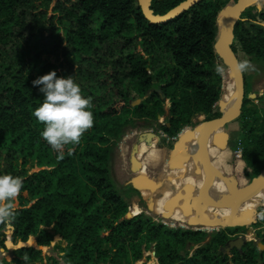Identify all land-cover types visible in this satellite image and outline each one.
Wrapping results in <instances>:
<instances>
[{
  "label": "trees",
  "instance_id": "1",
  "mask_svg": "<svg viewBox=\"0 0 264 264\" xmlns=\"http://www.w3.org/2000/svg\"><path fill=\"white\" fill-rule=\"evenodd\" d=\"M184 1L151 0L148 11L163 16ZM231 1L237 2L200 0L159 23L144 15L138 0H0V172L23 180L14 241L35 237V245L45 247L61 236L66 246L47 264H135L153 244L158 264H264V251L252 242L225 252L230 235L244 227L208 233L167 228L143 213L127 217L130 205L110 176L118 143L137 122L155 124L166 115L161 130L175 138L196 124L195 115L221 116L216 106L225 64L215 44L220 14ZM261 22L262 6L247 7L231 44L257 67H264ZM52 69L74 76L91 98L94 118L78 144L60 150L62 158L41 137L43 124L33 115L43 94L32 80ZM126 83L141 100L136 106ZM246 102L238 138L248 137L244 160L255 178L264 169V108H246ZM34 167L39 170L30 173ZM13 253L26 261L42 254L34 246Z\"/></svg>",
  "mask_w": 264,
  "mask_h": 264
},
{
  "label": "rangeland",
  "instance_id": "2",
  "mask_svg": "<svg viewBox=\"0 0 264 264\" xmlns=\"http://www.w3.org/2000/svg\"><path fill=\"white\" fill-rule=\"evenodd\" d=\"M232 4L233 2L231 1L229 2L228 5H232ZM255 4H259L260 6H262V9H264V0H258ZM51 14L52 12L50 9L48 11V15L50 16ZM236 55L238 56L239 62L245 61V60L248 61L247 58L242 53H237ZM221 73H222V78H223L221 82L222 94H223V91L225 89V83L226 82L232 83L233 78L227 66H225L222 69ZM242 74L244 78L245 99H247L246 108L251 107V106H258L260 108H264V67H257V66L249 64L248 69L246 71H243ZM160 81L162 82V80ZM126 87L130 91L131 96L134 99L135 98L137 99V95L133 92V90L130 89V83H126ZM164 105H165L166 111H168V108L170 106L169 101H165ZM225 105L231 107L226 102H225ZM216 109H218L217 106H216ZM129 119H130V115H127L124 118V120H129ZM237 119L230 122L227 126L223 128L224 131L230 133V141L228 144V148L225 151L223 152L220 151V152L222 153V155H226L225 160H224V167L221 168L222 178L226 180H228L229 178H234L235 181L237 182V187L239 189L242 183L249 185L250 181L253 178L251 177L252 169L250 168V166L246 164L244 160L245 155L249 154L246 151V147L248 144V137L245 134L238 138V134L240 131V122L237 121ZM252 120L253 118L250 116L246 119V121L248 122L247 124L248 126H250V124L252 123ZM166 121H167V116L165 115V116L159 117L155 124H143L142 122H137V126L135 125V127L134 126L128 127L126 134L124 135L122 140L118 143L117 151L112 159V166L110 167V176H111V180L113 182L114 187L118 190L122 198L126 200L127 203L130 205L129 213L131 216H135L139 213H143L145 216L151 217L155 222H158L167 228L188 229V226L186 227V226L180 225V223H182L183 220L181 219V217L178 215V212H177V210H179V206L173 209L174 214H177V216H172L171 218L172 221L165 219L163 218V216L157 215L156 212L154 213L149 212L141 195L131 191L129 188V185L127 184V182L133 176V173L130 170V156H131L132 148L135 144L139 143V138L141 134L152 133V134L160 136V138L163 140V143H164L163 147L166 149L165 156L168 157L169 150L174 145V142L178 138V135L180 133H182L183 131L186 132L188 129L194 130L195 127H197L198 125L204 124L207 122L204 115H195L194 121L196 122V124L193 125V127L185 126L184 128L181 129V131L178 133V135L175 138H170L161 130V127L164 124L168 125ZM247 125L246 127H248ZM216 133L211 134L210 138L211 137L213 138V135ZM140 146L142 148L140 149L138 147L139 151L137 152V155L140 161L144 163L146 161L145 157L141 159V156L144 152V148L142 145ZM237 161H241L242 163V167L239 169L236 168ZM144 166L146 168L145 170L147 174H149L150 177L154 179L164 178L162 177V174L157 167L150 166L149 164L145 165V163H144ZM38 170H39L38 167H34L33 169L30 170V173L36 172ZM159 193L156 195V198L159 196ZM262 202L263 203L258 202V204L248 208V209H254L252 216L243 226L246 230L248 229L250 230V233L246 234V240H248V242L255 243L256 242L255 240L259 241L260 240L259 238L261 237V235L264 234V220H260L256 216V211L261 208H264V199L262 200ZM183 217L188 218L192 216L190 214L188 216H183ZM214 227H212L211 229H204L201 231H206L208 233H211V232L225 229V227H222V226H219L216 228ZM46 229L48 231H51V227L46 228ZM12 232L13 230L11 228L9 229V228L3 227L0 230V264L2 260H6L10 264H17L18 263L17 260L19 261L22 260L21 261L22 264H47L49 262V258L54 257V258L59 259L62 249L66 246V242L59 235H54L53 240L50 243V245L45 246V247H37L35 245V237H30L27 240L30 242L29 246H34L36 249H40L42 254H41V257L36 260L26 261L13 253L14 250L18 249V246H19L18 244L21 241L22 242L24 241L20 239L14 241L13 238L11 237ZM253 233H257L258 238L255 239L253 237ZM190 254H192V252ZM263 258H264V254H263ZM135 264H158L154 244L150 247L149 250L144 251L142 259L137 261Z\"/></svg>",
  "mask_w": 264,
  "mask_h": 264
},
{
  "label": "water",
  "instance_id": "3",
  "mask_svg": "<svg viewBox=\"0 0 264 264\" xmlns=\"http://www.w3.org/2000/svg\"><path fill=\"white\" fill-rule=\"evenodd\" d=\"M140 3V6L142 8V11L144 15L150 19L152 22H159L163 23L166 22L183 11L187 10L191 6H193L195 3L199 2L200 0H186L182 2L180 5H178L176 8L172 9L168 13H166L163 16L153 17L151 16L150 12L148 11V4L151 0H138ZM240 0H237V2L233 3L232 5H227L221 12L219 20H218V35L217 40L215 44V50L217 54L220 56V58L223 60L225 66L228 67L229 71L232 75V83L234 88V95L237 97V102L233 103L231 107L227 111L226 105L222 101V95L220 97V100L217 103V107L219 112L221 113V116L217 119H213L210 121H207L204 124H200L195 129H199L200 132L203 133L214 126H219L221 130L213 135L211 146L213 148L218 149L219 151H225L228 148V144L230 141V134L223 130L225 126H227L230 122L237 119L241 114V109L243 105V101L245 98V92H244V78L241 71L237 70V63L239 62L238 56L234 53V51L231 48V43L233 39V28L235 22L239 19L241 13L249 6L255 4L258 0H246V5L239 9L238 3ZM236 15L235 20L233 21V24L231 26V29L229 27V24H227V21L231 20ZM231 33V40H229V34ZM226 51L230 52V56L226 59L222 58L221 55L225 53ZM141 102L140 99H137L135 101H131V106H136ZM227 114H232V116L227 117L225 116ZM205 125H208L207 129L205 130ZM209 125H211L209 127ZM194 129V130H195ZM184 132V131H183ZM182 132V133H183ZM180 133L178 135V138L175 140L174 145L170 148L168 159H167V165L169 168H180L183 169L184 163L188 162V154L186 153L184 149L183 143L190 140L193 130H187L183 134ZM157 138V144L160 147H163V145H160V136L152 134V133H145L141 134L139 138V142L146 141L149 142L152 139ZM202 148H205L204 143L202 142L201 149L198 150V158L203 160L208 173H213L212 166L208 162L205 161L203 157ZM137 151H138V144H135L132 148L131 156H130V170L133 173V176L131 179L127 182L129 186H131L135 191L139 192L142 199L145 202V205L149 212L154 213V203L156 199V195L165 187L167 182H172L173 178L170 176H166L165 178H158L154 179L150 177L147 172L145 171V167H143L142 162L137 157ZM185 173V172H184ZM184 173H181L179 176L184 175ZM196 174H201L202 171L198 167L195 171ZM231 180H234V178H229ZM228 179V180H229ZM211 181L208 182V184L205 185L204 188H202L198 194L195 193L194 195V189L190 184H186L184 186L185 194L176 193L172 197H170L168 200L164 203V210L166 211V214L163 215V218L167 219L170 216V213L172 210L176 207H180L183 210L184 215H190L194 214L189 220L187 221L188 229L192 230H204L206 227L209 226H215L219 227H243L245 223L249 220V218L253 214L254 209H248L244 212L240 213L239 215H234L233 217L229 218V220L225 223L219 224L215 220H208L206 217H200L198 218V215L202 211V200L203 196L208 189ZM236 187L235 191L238 192L237 182L235 181ZM250 189L255 187H263L264 186V169L261 171V173L256 177L253 178L249 185ZM247 191L241 192L240 194L237 193V198L239 202L235 206V210L238 211L239 206L244 204L243 196L246 192H248V189H245ZM149 193L147 196H144L143 193ZM244 193V194H243ZM180 201H182L180 203ZM180 203V204H179ZM130 217V214L127 216ZM13 230V228H11ZM250 233V230H247V234ZM253 237H256V233H253ZM29 241L26 242H20L18 245L19 247L26 246L29 247ZM247 243L246 235L238 236L230 238L226 242V247L224 248L225 251H230L232 249H240L244 244ZM258 249L264 250V245L261 242H258Z\"/></svg>",
  "mask_w": 264,
  "mask_h": 264
},
{
  "label": "bare ground",
  "instance_id": "4",
  "mask_svg": "<svg viewBox=\"0 0 264 264\" xmlns=\"http://www.w3.org/2000/svg\"><path fill=\"white\" fill-rule=\"evenodd\" d=\"M246 3H247L246 0H240L238 3V8L239 9L243 8L246 5ZM235 18L236 15L231 20L227 21V24H229L230 29ZM229 40H231V33L229 34ZM229 56H230L229 51H226L221 55V57L224 59L228 58ZM234 91L235 90L233 88V84L226 82L225 89L222 94V101L224 102L225 100V102L228 103V105L230 106H232L233 103H236L237 97H235ZM226 107L227 108L225 111L229 109V106L226 105ZM225 116L230 117L232 116V114H226ZM207 126L208 125H205L206 127L205 130L208 128ZM210 126L211 125H209V127ZM218 128L219 126L217 125L211 127L210 129L204 132V135L202 132L199 131V129L193 130V134L190 140L183 143L184 149L188 154V159H189L188 162L184 163L183 169L168 168L167 157L165 156L166 149L164 147L158 146L156 138L147 142V144L145 143V145H142L144 148V152L141 156V159L145 157L146 160L144 162L145 165L149 164L150 166L157 167L160 170L162 177L164 178L166 176H170L173 178V181L171 183L170 182L166 183L165 187L160 191L159 196L155 199L154 212H156L157 215L163 216L164 214H166V211L163 208L166 200H168L176 193L185 194L184 186L186 184H190L193 187L194 195H195V193L198 194V192L202 188H204L205 185L208 184V182L210 181L211 183L208 189L206 190L203 196V200L201 202L203 208L201 213L198 215V218L206 217L208 220L216 219L217 223L222 224L227 222L229 218L233 217L235 214L239 215L244 210L258 204V202L263 203L262 200L264 199V186L250 189V187L247 184L242 183L238 192H236L235 181L231 179L226 180L222 178L221 168L224 167V160L226 155H222L221 152L223 151L220 152L216 148H213L211 146L212 137L210 138L211 134L219 132L221 130V128L220 129ZM202 142L204 143L205 148H203L201 152L203 153V157L205 161L211 164L213 173H208L203 160L198 158V150L202 146ZM138 147L140 149L142 148L141 146ZM144 163H142L143 167H145ZM198 167L201 169L202 173L204 172L203 174L195 173ZM241 167H242L241 161H237L236 168L239 169ZM181 173H184L182 178L181 176H179ZM245 189H248V192H246L245 194L243 193L244 204L239 206L238 211H236L235 206L239 202L237 198V193L240 194L241 192L247 191ZM148 194L149 193L146 192L143 193L144 196H147ZM177 212L178 215L183 220L182 223H180V225L187 227L186 223L191 217L188 218L183 217L188 215H184L183 214L184 212L180 207L179 210H177ZM172 216H177V214H174L173 210L167 219L172 221L171 219ZM212 227L214 226H209L206 227L205 229H211Z\"/></svg>",
  "mask_w": 264,
  "mask_h": 264
},
{
  "label": "clouds",
  "instance_id": "5",
  "mask_svg": "<svg viewBox=\"0 0 264 264\" xmlns=\"http://www.w3.org/2000/svg\"><path fill=\"white\" fill-rule=\"evenodd\" d=\"M249 63L246 60L238 62L237 70L246 71ZM32 84L39 86L43 94L41 104L33 110L34 117L43 124L40 135L57 150L58 158H62L60 150L67 145L78 144L84 132L93 125L91 98L82 94L74 76H58L55 69L37 76ZM22 185L20 176L0 172V227H14ZM256 216L264 220V208L257 210Z\"/></svg>",
  "mask_w": 264,
  "mask_h": 264
},
{
  "label": "flooded vegetation",
  "instance_id": "6",
  "mask_svg": "<svg viewBox=\"0 0 264 264\" xmlns=\"http://www.w3.org/2000/svg\"><path fill=\"white\" fill-rule=\"evenodd\" d=\"M230 134V133H229ZM194 214H191V216H193ZM247 234V230L245 229V228H242V229H240V230H238V231H235L232 235H230L231 236V238H233V237H238V236H242V235H246ZM258 236V234L256 233V237H255V239L256 238H258L257 237ZM260 240L259 241H257V240H255L256 242H255V244H256V246H257V248H258V242H261L262 241V237H260L259 238ZM247 242H248V240H247ZM262 243V242H261ZM245 246V244L240 248V249H237V250H239V251H241V249L243 248ZM226 247V246H225ZM235 249V248H234ZM233 250V249H232ZM232 250H230V251H225V252H231ZM259 250V249H258ZM259 251H264V250H259Z\"/></svg>",
  "mask_w": 264,
  "mask_h": 264
},
{
  "label": "crops",
  "instance_id": "7",
  "mask_svg": "<svg viewBox=\"0 0 264 264\" xmlns=\"http://www.w3.org/2000/svg\"><path fill=\"white\" fill-rule=\"evenodd\" d=\"M145 143L147 144L146 141H143L142 143L139 142V143H138V146H140V145H145ZM167 159H168V157H167ZM203 173H204V172H203ZM203 173H202V174H203Z\"/></svg>",
  "mask_w": 264,
  "mask_h": 264
}]
</instances>
